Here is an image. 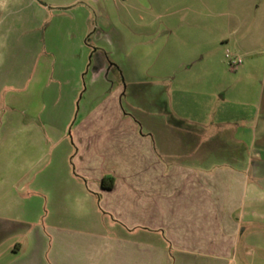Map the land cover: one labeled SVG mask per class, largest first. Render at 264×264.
<instances>
[{"label": "rangeland", "instance_id": "1", "mask_svg": "<svg viewBox=\"0 0 264 264\" xmlns=\"http://www.w3.org/2000/svg\"><path fill=\"white\" fill-rule=\"evenodd\" d=\"M118 91L123 109L175 156L206 155L224 136L226 162H250L251 175L258 172L254 208L264 212V0H0V179L10 174L13 126L34 143L26 149L20 139L18 148L34 158L49 149L30 173L41 215L29 204L10 215L27 213L32 226L58 222L65 192L87 191L70 159L72 131L87 113L108 111ZM90 198L92 208L80 199L73 225L102 220L98 197ZM244 225L258 236L241 261L264 264V220Z\"/></svg>", "mask_w": 264, "mask_h": 264}, {"label": "crops", "instance_id": "2", "mask_svg": "<svg viewBox=\"0 0 264 264\" xmlns=\"http://www.w3.org/2000/svg\"><path fill=\"white\" fill-rule=\"evenodd\" d=\"M120 91L117 97L109 94L108 111L87 113L74 125L70 159L87 191L65 192L68 208L58 213V222L32 226L35 217L10 215V208L28 204L39 209L30 173L41 169L40 159L49 154L42 147V156L34 158L18 148L20 139L26 149L34 146L32 135L17 125L10 129V174L0 179V188L7 191L0 202L9 208L0 210V264H244L243 251L258 236L244 224L264 220V212L254 208L258 172L251 175L250 162H226L220 149L224 136H215L219 146L206 155L179 157L164 150L163 140L120 105ZM186 146L188 151L203 148ZM104 176L114 178L110 190L101 186ZM90 195L98 197L102 220L84 228L73 225V215L83 213L80 199L90 206ZM6 236L12 244L3 242ZM82 237L86 244L77 243Z\"/></svg>", "mask_w": 264, "mask_h": 264}, {"label": "trees", "instance_id": "3", "mask_svg": "<svg viewBox=\"0 0 264 264\" xmlns=\"http://www.w3.org/2000/svg\"><path fill=\"white\" fill-rule=\"evenodd\" d=\"M114 185V178L111 176H104L101 180V186L103 189L110 190Z\"/></svg>", "mask_w": 264, "mask_h": 264}, {"label": "built area", "instance_id": "4", "mask_svg": "<svg viewBox=\"0 0 264 264\" xmlns=\"http://www.w3.org/2000/svg\"><path fill=\"white\" fill-rule=\"evenodd\" d=\"M230 63L233 66V68H237L242 63V60L241 59H235L234 58V59H231L230 60Z\"/></svg>", "mask_w": 264, "mask_h": 264}]
</instances>
